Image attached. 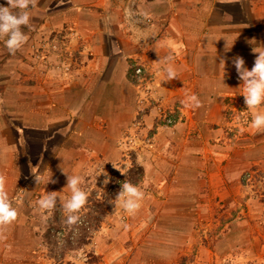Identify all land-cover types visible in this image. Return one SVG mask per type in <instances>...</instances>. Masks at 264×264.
Returning <instances> with one entry per match:
<instances>
[{
    "label": "crops",
    "instance_id": "crops-1",
    "mask_svg": "<svg viewBox=\"0 0 264 264\" xmlns=\"http://www.w3.org/2000/svg\"><path fill=\"white\" fill-rule=\"evenodd\" d=\"M28 11L29 27L37 16L38 30L82 34L89 67L72 84L56 82L57 71L36 78L29 36L15 54L0 43V173L18 211L3 228L0 264H38L24 215L29 196L45 187L70 196L65 173L83 181L99 166L127 162L133 149L145 172L135 186L151 198L140 201V216L125 222L132 232L117 240L124 248L132 241V256L104 248V261L170 264L190 257L199 239L192 264H264V199L253 189L259 166L264 175V132L251 127L264 104L247 109L232 63L241 56L251 69L253 49L264 50V0H38ZM168 63L177 72L171 81ZM137 66L144 68L140 78ZM188 94L202 106L186 107ZM242 110L250 123L232 131ZM246 170L254 178L247 218L230 219L212 239L198 235L195 226L209 220L208 212L241 194ZM50 176L56 183H47ZM258 189L264 197V185Z\"/></svg>",
    "mask_w": 264,
    "mask_h": 264
},
{
    "label": "rangeland",
    "instance_id": "rangeland-1",
    "mask_svg": "<svg viewBox=\"0 0 264 264\" xmlns=\"http://www.w3.org/2000/svg\"><path fill=\"white\" fill-rule=\"evenodd\" d=\"M37 18V16L31 17V21L33 22V24H31L32 26H26V29L22 26L21 29L25 35L30 37L29 56L32 57L31 64H35L32 65V74H34L36 78L41 75L39 73V68H41V66L39 65V60V63L34 60L35 58H33V55L35 57V53L37 54L38 52L37 50L39 49L38 46L40 40L46 39L45 42L47 43V39L53 40L55 37L54 35H51L52 33L50 34L48 30H38L35 22L38 20ZM80 36L82 37V34H78L77 36L76 32L70 28L62 30L61 33L57 34L56 39L59 41L57 43L62 47L63 52H66V46L71 47V49L77 53V61L79 62L77 64L74 63V59L70 62V55L64 54V57L67 56V59H64L62 65L57 67V69L61 67L60 71L57 70L56 73L57 77H61V79L56 82L72 84L86 76V72L88 71L85 68H88L89 64L86 61L85 55L88 53L86 48L83 47L85 41ZM0 43L5 44L2 39H0ZM77 43L79 44V49H75V44ZM26 44H28V40L24 45ZM41 49L42 48H40V50ZM66 62H68V64ZM48 67V71H56L55 65ZM77 77L79 79H77ZM51 82H55V80L53 79ZM244 105H246L245 101ZM238 116L243 117L242 113ZM238 116L236 114L234 119L238 120ZM236 131L242 132V129H236ZM128 156L127 162H122L115 167L108 166L105 168H99L101 167L99 166L94 171L92 177H88L81 182L80 187L88 194V199L85 206L78 213L80 216V222L76 225L69 226L65 222L68 213L64 210L62 205L70 198V196L57 195V205L51 211L41 209L37 201L46 195L47 192L54 191V189L45 187L29 196L30 199L27 200L29 206L27 207L28 209L24 211V215L27 217V222L31 224L30 231L34 235H32L33 244L31 245V247H34L32 256L33 259H37L38 264H110L104 261L105 255L100 254V251L104 248L106 252L116 250V252H121V256H132V253L136 250L129 249L132 241L128 239L126 243L128 246L124 248V245L120 242L118 243L117 240H119L118 238H120L123 231L125 233L128 229L132 232V229L128 227L131 223L126 225L125 222L128 221L132 215L140 216V212L138 211L135 214L125 212L115 197L120 191L121 185L125 182H130L133 185L140 184L141 182L144 183L143 179L145 172L144 167L137 159V150L133 149ZM262 170L261 166L255 170V177L257 178L258 183L255 184V188L253 187V189L258 192V195L255 196H259L260 199H264V197L260 196V191L258 189L260 188V190H262V186L264 185V175H262ZM104 173H107V176L110 177L107 184L104 183V180L106 179ZM121 173H123V175ZM252 174L253 171L250 170L247 172L246 170L239 179L242 185V192L240 195H237L235 199L230 202L227 201L226 207H223L224 205L219 203L217 209L213 211L211 216L210 212L207 213V218L209 220L205 221L204 224H201V227L199 224L195 226L198 235L203 236L204 234H207L208 238L212 239L211 237H216L218 236L217 234L220 235L223 233L224 225L230 219H233L234 217L247 218V204L248 201L252 199V195H248L246 190L253 182L254 178L252 177ZM149 186L150 185H147V190H150ZM24 197L25 196H20L18 200L22 201ZM144 198L147 201V199H150L151 197L145 195ZM103 239L105 240L102 241ZM199 243L200 240L198 239V242L193 246L194 248H191V251H189L190 257L176 258L175 260H170V262L172 263L174 261L173 264L194 263V261L197 260L196 256L198 254ZM108 248L109 250H107ZM168 250H166V252H169ZM148 251H150L148 253L158 257V249L151 247ZM145 256L148 255L146 254ZM163 261H166V259ZM137 262L138 259H134L133 264H136ZM249 262L250 261H247L246 263Z\"/></svg>",
    "mask_w": 264,
    "mask_h": 264
},
{
    "label": "clouds",
    "instance_id": "clouds-1",
    "mask_svg": "<svg viewBox=\"0 0 264 264\" xmlns=\"http://www.w3.org/2000/svg\"><path fill=\"white\" fill-rule=\"evenodd\" d=\"M38 0H6V5H0V39L4 40L5 47L10 54H15L27 42L28 36L21 30L22 26H27L30 22L29 8H35ZM6 37V39H5ZM115 51V49H114ZM255 60L251 69L245 66V60L241 56L233 58L232 63L238 74V78L244 85L243 97L247 109H256L264 104V50L257 52L253 49ZM172 57H166L165 62L171 61ZM223 65L225 61L222 59ZM167 80L171 81L177 78V72L168 63L164 69ZM182 103L186 107L202 106V102L195 94H188ZM251 127L258 132H264V113H253ZM113 167H115L113 165ZM119 170V169H118ZM67 188L70 189V198L62 205L68 213L66 224L69 226L76 225L80 222L79 211L85 206L88 194L80 187L82 177L78 175H68ZM123 175V173H121ZM107 184L110 177L104 173ZM52 176V175H51ZM48 178L47 183H56L55 180ZM36 182H40L38 176L35 177ZM144 192L130 182L121 185L120 191L116 195V200L125 212L135 214L141 207L140 201L144 199ZM41 209L45 211L53 210L57 205V193L55 191L47 192L41 199L37 201ZM18 218V211L13 207L6 191V177L0 173V238L4 226L12 224Z\"/></svg>",
    "mask_w": 264,
    "mask_h": 264
},
{
    "label": "built area",
    "instance_id": "built-area-1",
    "mask_svg": "<svg viewBox=\"0 0 264 264\" xmlns=\"http://www.w3.org/2000/svg\"><path fill=\"white\" fill-rule=\"evenodd\" d=\"M148 22H151V18H148L147 20ZM53 35V34H51ZM46 40V39H45ZM45 40H40V44H39V49L37 50V54L35 53V57L33 55V58H35L34 60H36L38 62L39 60V65L41 66V68H39V73L41 75H44V73L46 72H49L48 71V66H52V65H55V70H59L60 71V68L59 67L57 69L58 66H61L62 65V62L64 59H67V56L64 57V54L66 55H70V62L73 61L74 59V63H78L79 61L78 60V57H77V53H75L71 47H67L66 46V52L64 53L63 50H62V47H60V45H58L57 42H59L57 39H56V36L53 38V40H49L47 39V43L45 42ZM40 48H42L40 50ZM52 57V63H49L48 60H50L49 58ZM35 61V62H36ZM68 64V62H66ZM88 63V62H87ZM35 65V64H34ZM135 75L137 78H140L144 75V68L142 66H137L135 68ZM251 114H249V112L246 110V111H243L242 112V116H238V120L236 122V119L233 121V124L231 125L233 127V131H235L236 129H242L244 130L243 128L245 126H247L249 123H250V116ZM167 122L170 123V122H173L171 121L170 117L167 118ZM236 125H239V126H236Z\"/></svg>",
    "mask_w": 264,
    "mask_h": 264
}]
</instances>
